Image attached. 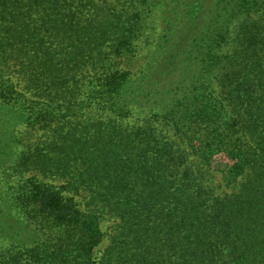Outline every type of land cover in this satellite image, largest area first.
<instances>
[{
    "label": "trees",
    "instance_id": "1",
    "mask_svg": "<svg viewBox=\"0 0 264 264\" xmlns=\"http://www.w3.org/2000/svg\"><path fill=\"white\" fill-rule=\"evenodd\" d=\"M0 113V264H264V0H0Z\"/></svg>",
    "mask_w": 264,
    "mask_h": 264
},
{
    "label": "rangeland",
    "instance_id": "2",
    "mask_svg": "<svg viewBox=\"0 0 264 264\" xmlns=\"http://www.w3.org/2000/svg\"><path fill=\"white\" fill-rule=\"evenodd\" d=\"M142 54V53H141ZM1 114V113H0ZM4 124V123H3ZM7 128V125L6 127ZM12 163L8 162L4 165V170H10V166ZM211 184L212 186L215 188L216 191H221L223 189V187L221 186V182H220V178L219 175L214 174L211 178ZM114 220L113 219H105L102 222L101 228H102V232L104 234V237L101 238L100 244L99 246L96 248L97 250H101L103 249L106 244H107V234L110 232L113 224H114Z\"/></svg>",
    "mask_w": 264,
    "mask_h": 264
}]
</instances>
